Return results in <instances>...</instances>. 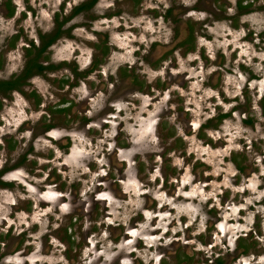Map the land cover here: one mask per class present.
<instances>
[{
  "label": "rangeland",
  "instance_id": "rangeland-1",
  "mask_svg": "<svg viewBox=\"0 0 264 264\" xmlns=\"http://www.w3.org/2000/svg\"><path fill=\"white\" fill-rule=\"evenodd\" d=\"M83 1L0 0V81L20 73L30 43L40 48V37L52 34L66 21L60 39L41 55L42 65H53L56 70L31 77L21 87L22 93L8 98L0 94V171H5L0 182L10 184L4 188L0 183V242L4 245H0V264H17L21 224L16 208L23 196L17 186L22 178L14 165L19 155L26 151L35 156L54 154L53 165L61 174L55 171L54 176L64 180L100 161L99 156L113 155L114 132L120 140L132 139L140 145L130 146L132 153L124 156L163 154V163L151 157L154 171L161 168L169 174L173 166L178 170V206L173 213L157 219V228L178 232V255L192 254L201 264L205 253L209 256L211 251L220 250L222 264H264V114L261 118L255 110L262 96L264 112V0H245L251 7L238 16L234 0H98L93 9L72 15ZM229 14L230 18H218ZM185 25L192 32L191 44L177 46L178 40L185 39L179 37ZM94 46H98L97 63L87 84L89 91L79 81L74 88L70 87L74 84L71 79L69 84L64 83L72 75L70 69L75 74L86 71ZM189 46L191 50L185 51ZM164 52L167 54L160 63ZM166 74L170 80H178V87L166 89L170 103L176 104L169 115V106H163L164 99L158 93L144 103L135 94L136 88L145 92ZM115 81L120 84L117 88L112 87ZM243 88H247L244 109L257 118L255 124L246 126L241 125L243 116L238 112L242 110ZM108 99L118 112L104 125L101 120L107 114ZM58 104H62L60 108L72 106L73 111L67 109L65 117L57 114L51 134L55 141L50 143L44 136L32 142L30 133L38 134L43 128L37 122L40 115ZM222 114L227 117L218 124L217 132H202L200 138L196 137L200 124H212L215 116ZM88 116L93 123L85 129L83 123ZM161 116L166 129L178 128V145L164 129L158 133L162 141L152 135L151 125ZM68 139L70 151L64 158L55 146L65 145ZM231 157L243 164L241 172H235ZM154 176L156 173L151 179ZM28 195L36 199L34 193ZM159 199L164 202L162 195ZM133 203L134 208L139 204L136 191ZM211 206L214 209L207 210ZM122 210L128 211L125 207ZM32 218L43 222L37 227L40 233L48 230L44 218L37 213ZM147 218L151 220L152 216ZM214 219L219 222L217 234L215 229L214 233L206 229L207 221ZM238 237L243 239L240 250L235 243ZM227 244L235 250L233 253ZM125 249L120 245L113 252L106 241L102 255L111 259ZM243 249L247 252L244 255L240 252ZM87 255L93 256L90 252ZM141 257L148 259V255ZM91 261L96 264V259Z\"/></svg>",
  "mask_w": 264,
  "mask_h": 264
},
{
  "label": "flooded vegetation",
  "instance_id": "flooded-vegetation-1",
  "mask_svg": "<svg viewBox=\"0 0 264 264\" xmlns=\"http://www.w3.org/2000/svg\"><path fill=\"white\" fill-rule=\"evenodd\" d=\"M92 1L85 0L75 8ZM224 1L227 2L228 0ZM224 1L222 2L224 3ZM97 2L98 0H95L89 9L76 14L85 13L93 9ZM210 2L220 1L210 0ZM234 3V13L237 16L246 13L249 7H251V4L246 3L245 0H234ZM74 9L72 15H76L74 14ZM203 13L206 12L203 11ZM166 15L167 10L163 13L164 19ZM205 15L209 16V12ZM222 17L230 18V14L218 18ZM179 37L185 39L181 42L178 40L177 46L185 43L191 44L192 32L189 26L185 25L181 27V35ZM97 48L98 46L92 48L91 62L86 71L77 75L74 72L75 70L70 69L72 75H69L70 78L68 77L64 83L69 84L71 79L74 84H71L70 87L74 88L77 84L76 82L79 81L83 85L84 90L86 92L89 91V85L87 84H89L91 72L96 68ZM190 50L189 46L186 47L185 51ZM166 54L164 52L158 61L160 62ZM161 66L162 64H160V68ZM165 79L169 81L171 76L166 74ZM165 79L162 75V77L157 79L158 84H155V80L153 85L151 84L145 92L142 88H136L135 94H139L140 100L144 103L145 100L156 98L154 94L158 93L161 97L160 99H164L163 106H169L166 108L169 115L173 110L172 106L175 102L170 103L171 95H167L166 89L167 86L177 85L178 87V80H170V84ZM131 80L134 82V79ZM119 83H121V78ZM119 83L115 81L112 87H119ZM246 90L247 88H243L241 91L243 101L239 105L242 106V110L238 111L243 116L240 118V123L243 126L255 124V120L257 119L249 115L244 109ZM220 96L222 98V93H220ZM177 97L178 93L175 98ZM261 101L262 96H259V106L255 110L258 111L259 116L262 118L264 112L260 105ZM108 102L110 104L107 107L105 106L107 114L101 120L104 125H108L111 119H115V114L118 112L114 108L115 103L110 99H108ZM61 103H64V101ZM129 103V101H126V104ZM61 106L62 104H58L55 107L50 106L46 108V113L44 112L40 115L37 122L40 121L43 128L38 134L30 133V140L32 142L36 138L44 136L49 139L50 143L55 141L51 134L56 127L54 121L59 118L57 114L65 117L67 109L71 112L73 111L72 106L60 108ZM215 117L213 122L216 123L215 125L203 122L196 128L197 138L201 137L202 132L207 133V135L208 132H217L218 124L227 115L222 114ZM91 123L93 122L88 116L83 123L86 126L85 129H89V125H92ZM151 126L152 128L154 127V134L152 135L156 138V141H162L158 133L159 129H164L166 135L170 139H173V144L178 145V128L173 126L166 129V122L162 116L158 117ZM188 126L189 130H191L192 128L190 127L192 126L190 124ZM210 139L213 138L211 137ZM135 142L132 139L130 142H124L114 132L113 140L111 141L114 150L113 155L103 154L99 156L101 158L100 161L102 160L101 163L98 159L94 165L75 172L77 176L65 178L64 180H60L61 176H54L55 171L61 175L53 165L56 157L54 154L35 156L26 151L22 155H19V160L14 167L18 175H21L22 180L17 182V186L22 192L21 195L27 197H20V202L16 208L17 219L21 224L17 235L19 238L16 245L17 264H91L92 259H96V264H198L196 263L197 261L193 260L192 254H186L185 256L178 255V232L171 234L168 230L162 231L160 228H157L158 217L167 213H173L176 210V206H178V170L173 166L174 169L169 174L165 173L161 168L154 171V166L152 165L154 158H158L163 163L165 162L163 154H131V156H124L129 151L132 153V149H129L130 146H140ZM70 143L71 140L68 139L65 145L61 146L57 144L55 146L56 150L64 158L69 154ZM32 146L34 147V144ZM151 157H154L153 160ZM40 161H42L41 164H39ZM230 163L236 173L244 169L243 164L237 163L233 157H231ZM4 172L3 170L0 171V176ZM155 173L156 176L151 179V176ZM1 184L8 185L7 187L10 186V184L4 182ZM7 187L4 186V188ZM29 190L35 194L36 199L28 195L32 194L28 193ZM135 191L138 192L139 200V204L135 205L136 208H134L133 203ZM160 195L164 198V202L160 201ZM124 207L128 210L127 212L122 210ZM213 209L214 206H211L207 210ZM34 213L44 218L46 228H48L45 233H40V230L37 228L43 222L35 221L32 218ZM124 215L126 216L124 217ZM147 215L152 216L151 220L147 218ZM30 221L33 222L29 226ZM218 224V219H214L211 223L207 221V231L209 232L211 228L214 233V229L216 231ZM168 226L172 227L171 223ZM8 233L6 231L4 234L8 235ZM217 233H220L218 229L214 234ZM24 237L26 240H24ZM106 241L112 246L113 252L120 245L125 246L126 249L121 253L114 254V258L106 259L102 255V248L105 246ZM146 241L148 242L147 246L144 244ZM242 241V237H238L235 240L236 246H240L239 250L242 248L240 245ZM26 242H28L27 245L25 244ZM0 245L4 246L3 243ZM226 248H229L230 253L235 251L228 244ZM219 251H217L218 253L211 251L209 256H206L205 253L206 258L201 264H222L221 257L218 256ZM87 252H90L93 256H88ZM240 252L243 255L247 253L246 249ZM142 254L148 255V259L144 260L141 257Z\"/></svg>",
  "mask_w": 264,
  "mask_h": 264
},
{
  "label": "trees",
  "instance_id": "trees-1",
  "mask_svg": "<svg viewBox=\"0 0 264 264\" xmlns=\"http://www.w3.org/2000/svg\"><path fill=\"white\" fill-rule=\"evenodd\" d=\"M95 0L92 2L80 5L79 7L74 9V14L79 13L83 10L89 9L94 4ZM72 16V15H71ZM65 24V21L60 24L56 30L49 35H45L40 37L41 46L40 48H35L32 43H30V46L26 48L25 50V64L23 69L18 73L17 75H14L12 78L8 80L0 81V94L3 97L8 98L12 92L22 93L21 87L26 84V82L33 76L37 75H45L49 74L56 70V67L53 65L50 66H43L41 62V55L43 52L55 44L60 38L61 28ZM17 39V38H15ZM14 44L11 45L13 47ZM49 72V73H47ZM75 72V71H74ZM80 75V74H77ZM8 186V185H3Z\"/></svg>",
  "mask_w": 264,
  "mask_h": 264
}]
</instances>
